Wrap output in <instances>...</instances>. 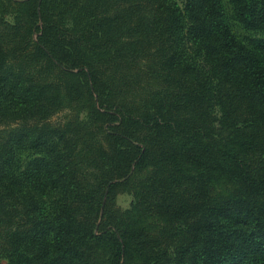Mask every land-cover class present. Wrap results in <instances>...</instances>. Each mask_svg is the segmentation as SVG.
I'll return each instance as SVG.
<instances>
[{
	"label": "trees",
	"instance_id": "obj_1",
	"mask_svg": "<svg viewBox=\"0 0 264 264\" xmlns=\"http://www.w3.org/2000/svg\"><path fill=\"white\" fill-rule=\"evenodd\" d=\"M0 258L264 264V39L224 0H0Z\"/></svg>",
	"mask_w": 264,
	"mask_h": 264
},
{
	"label": "rangeland",
	"instance_id": "obj_2",
	"mask_svg": "<svg viewBox=\"0 0 264 264\" xmlns=\"http://www.w3.org/2000/svg\"><path fill=\"white\" fill-rule=\"evenodd\" d=\"M224 3L226 5L229 17H230V21L231 24L233 26V29L235 30V32L246 42L250 43V44H254L255 42L264 39V35L261 33H252V32H248L245 31L240 25H238V23L235 21L234 16H233V11H232V7L230 4V0H224ZM199 62L202 64V60L199 59ZM31 154L30 153H26L25 155H23V159H27V157H29ZM131 203V197L129 195H120L118 198V204L122 207V208H127L129 207Z\"/></svg>",
	"mask_w": 264,
	"mask_h": 264
},
{
	"label": "crops",
	"instance_id": "obj_3",
	"mask_svg": "<svg viewBox=\"0 0 264 264\" xmlns=\"http://www.w3.org/2000/svg\"><path fill=\"white\" fill-rule=\"evenodd\" d=\"M0 264H6L5 260H2V259L0 258Z\"/></svg>",
	"mask_w": 264,
	"mask_h": 264
}]
</instances>
